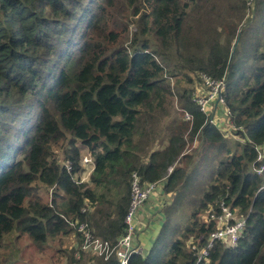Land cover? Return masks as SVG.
Segmentation results:
<instances>
[{
	"label": "trees",
	"instance_id": "obj_1",
	"mask_svg": "<svg viewBox=\"0 0 264 264\" xmlns=\"http://www.w3.org/2000/svg\"><path fill=\"white\" fill-rule=\"evenodd\" d=\"M198 74L225 78L230 115L217 125L193 103ZM174 100L191 118L189 141L208 157L203 192L181 216L186 224L164 212L149 251L129 264H195L188 243L205 246L215 224L201 216L221 201L247 217L244 234L235 247L215 244L199 264H264V176L256 172L257 150L264 161V0H0V248L9 238L24 249L51 241L61 259L79 264L62 244L71 235L81 242L76 221L116 244L133 173L142 185L163 182L165 203L146 201L138 220L146 206L161 211L182 175L174 166L160 178L182 154L184 124L166 129L163 150L139 159ZM84 152L93 157L88 176ZM88 256L86 264H118Z\"/></svg>",
	"mask_w": 264,
	"mask_h": 264
},
{
	"label": "built area",
	"instance_id": "obj_2",
	"mask_svg": "<svg viewBox=\"0 0 264 264\" xmlns=\"http://www.w3.org/2000/svg\"><path fill=\"white\" fill-rule=\"evenodd\" d=\"M253 0H247V6L252 5ZM198 87L196 94L193 96V103L196 104L199 111L209 118V123L217 125L230 115L229 109L226 107V81L225 78L214 80L206 74H198ZM224 110L223 114H216L219 109ZM220 116V120H219ZM186 119L190 121V116L186 115ZM256 163H260L261 167L256 170L257 174L264 176V161L262 153L258 151ZM82 168H84L85 176H88L94 168L93 157L90 153L82 157ZM171 169V168H170ZM169 171L171 172V170ZM83 181V179H82ZM162 181L148 182L142 185L141 178L137 173H133L130 178V201L127 212L124 217L126 229L124 234L117 240L116 244L111 245L108 241H103L93 236L88 230L87 225L82 222H74L71 224L76 229V233L80 235L81 242L76 243L74 247L77 249L76 257L80 253L100 258L108 261L110 258L117 260L118 264H129L132 256L143 257L144 247L137 242V234L144 229L140 228V221L137 218L139 210L148 200H156L162 194ZM164 204V202H161ZM85 212V209L82 210ZM204 223H214L215 229L206 239L203 248H199L198 244L191 239L188 247L194 253L196 258L195 264L207 261L210 251L214 245L221 243L225 247H235L244 234L246 228L247 217L233 211L225 202L221 201L216 210H211L207 215L201 216Z\"/></svg>",
	"mask_w": 264,
	"mask_h": 264
},
{
	"label": "rangeland",
	"instance_id": "obj_3",
	"mask_svg": "<svg viewBox=\"0 0 264 264\" xmlns=\"http://www.w3.org/2000/svg\"><path fill=\"white\" fill-rule=\"evenodd\" d=\"M250 11L251 10L247 9L246 17L248 16V14L251 15ZM131 31H134V29H132ZM198 80L199 78L198 76H196L195 82L192 86V88L195 90L194 95L196 94V88L198 87ZM188 122L189 121H187L186 116H184L183 113L179 110V107L177 106L176 101L174 100L172 104V108L171 109L169 108V115L167 118H165L163 122L164 123L163 130L162 129L159 130L160 135L156 136L154 140L149 141L147 147L142 150V155L141 158L139 159L140 162L146 161L147 156L150 153L157 151L160 152L161 150H163L162 148H164V146L166 145V141L162 136L164 135L166 129L169 127L172 128V126L176 129L182 123L184 124L185 146L182 150V154L178 158L173 159V163L175 162L173 166L170 167L168 166L164 171H162L160 178H166V177L168 178L172 173L174 166L179 167L181 169L182 175H180V178H175L169 186V191H170L169 195L170 197L173 196L172 197L173 199L171 200L169 199V202H167L163 206V209L158 212L162 217L164 212L165 214H167V216L169 215V213H171L172 217L182 224H186V219L181 218V216H185L187 214L186 212L194 207V201L198 199V197L203 192L202 184L206 179V173L208 172V167H209V165L207 166V160H208L207 155H205L202 151L200 152V149L197 148L198 147L197 142L191 144V142L189 141L190 126ZM55 153L59 155L58 151H56ZM88 153L89 152H84L83 156H85ZM197 153H199V157L201 158L204 167L201 166L200 161H198L197 163ZM195 165L198 166V168H195L194 167ZM170 168H172V170ZM169 169L171 170V172L169 171ZM194 169H195V174L186 178L187 177L186 173L189 171H193ZM112 194L113 193L105 194L104 199L106 203L109 204V202L115 198L112 197ZM107 206L108 205H106L105 208H107ZM158 213L156 212V214ZM186 216H190V215L187 214ZM142 223L143 221L140 222V228H142V226L143 227L146 226V228L145 230L143 229L144 231L142 230L137 234L136 236L137 242L139 243V245L144 247L145 251L148 252L149 248L154 242V238L152 237H155L156 233L154 230H152L149 227V224L147 222H145L144 224ZM149 231L151 232L149 233ZM146 242L147 244H149V247L145 248ZM76 243L78 242L74 235L62 239L63 247L66 248L69 252L70 251L73 252L74 256L77 252V249L74 247ZM58 249H59L58 244L51 241H49L45 245L43 250H39L35 248L24 249V243L23 245H20L19 242L9 238L2 244V247L0 248V264H77V263H70L71 260L70 257H65L61 259L59 257V254L55 253L56 252L55 250ZM74 256L73 259L77 260L79 264H86V261L89 257L88 255H84L82 253L78 255L79 256L78 258Z\"/></svg>",
	"mask_w": 264,
	"mask_h": 264
},
{
	"label": "crops",
	"instance_id": "obj_4",
	"mask_svg": "<svg viewBox=\"0 0 264 264\" xmlns=\"http://www.w3.org/2000/svg\"><path fill=\"white\" fill-rule=\"evenodd\" d=\"M158 200L160 201V203L162 201L165 203V201L161 200L160 198H158ZM161 206H162V203H161ZM156 211H157V209L152 210V209H150L149 206L144 207L143 210H142V218H143L142 221H143V224L145 222H147L149 224V227L152 230H154L155 233H157V231L159 230L160 226L162 225V223L164 221L163 217L158 212H157L158 214H156ZM151 214H153L155 217H153V215H151ZM150 232L151 231H149V233ZM151 237H152V234H151ZM152 238H154V237H152ZM146 247H149V244H147V242L145 244V248ZM144 252L147 253V251H145V250H144ZM84 255H87V254H84ZM76 258H78V257H76Z\"/></svg>",
	"mask_w": 264,
	"mask_h": 264
},
{
	"label": "clouds",
	"instance_id": "obj_5",
	"mask_svg": "<svg viewBox=\"0 0 264 264\" xmlns=\"http://www.w3.org/2000/svg\"><path fill=\"white\" fill-rule=\"evenodd\" d=\"M172 168H173V167H172ZM172 168H171V169H172Z\"/></svg>",
	"mask_w": 264,
	"mask_h": 264
}]
</instances>
